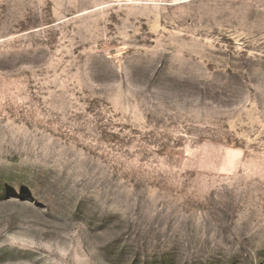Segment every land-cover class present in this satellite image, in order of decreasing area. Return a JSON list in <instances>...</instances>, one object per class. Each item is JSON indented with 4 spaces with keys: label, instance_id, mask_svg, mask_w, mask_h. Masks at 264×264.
I'll return each instance as SVG.
<instances>
[{
    "label": "rangeland",
    "instance_id": "rangeland-1",
    "mask_svg": "<svg viewBox=\"0 0 264 264\" xmlns=\"http://www.w3.org/2000/svg\"><path fill=\"white\" fill-rule=\"evenodd\" d=\"M0 264H264V0H0Z\"/></svg>",
    "mask_w": 264,
    "mask_h": 264
}]
</instances>
